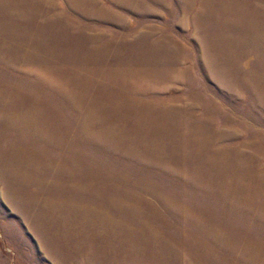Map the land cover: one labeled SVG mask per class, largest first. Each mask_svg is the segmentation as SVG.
Listing matches in <instances>:
<instances>
[{
	"label": "rangeland",
	"instance_id": "1",
	"mask_svg": "<svg viewBox=\"0 0 264 264\" xmlns=\"http://www.w3.org/2000/svg\"><path fill=\"white\" fill-rule=\"evenodd\" d=\"M0 264H264V0H0Z\"/></svg>",
	"mask_w": 264,
	"mask_h": 264
}]
</instances>
